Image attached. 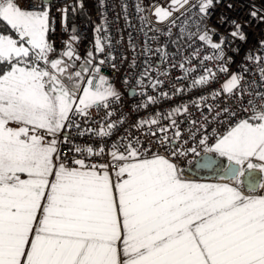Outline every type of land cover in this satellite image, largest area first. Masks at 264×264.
Wrapping results in <instances>:
<instances>
[{
    "label": "snow or ice",
    "instance_id": "snow-or-ice-1",
    "mask_svg": "<svg viewBox=\"0 0 264 264\" xmlns=\"http://www.w3.org/2000/svg\"><path fill=\"white\" fill-rule=\"evenodd\" d=\"M26 2L27 7L25 0H0V264H264V182L256 176L257 169L264 172V103L256 102L264 100V91H248L244 84L250 60L259 62L264 82V55L249 50L238 70L211 91L214 100L234 99L245 114L238 118L227 106L217 111L216 117L223 112L228 120L223 134L209 136L205 131L198 143L179 147L182 131L172 116L188 112L187 105H180L163 117L169 125L158 128L157 144L170 149L168 155L152 153L129 133L107 149V162H93L106 153L103 141L124 123L122 115L97 129L81 130L75 123L78 117H90L93 106L112 116V103L120 95L101 74L107 60L96 61L89 51L77 65L81 57L71 42H63L64 49L53 58L50 9L43 0ZM213 4L199 0L196 7L206 16ZM170 5L191 7L189 0H170ZM137 11H142L139 4ZM155 15L164 21L172 12L155 7ZM232 24L231 40L246 41L242 26ZM70 31L78 42L75 27ZM190 35L214 50L201 58L204 74L193 78L191 87L226 75L233 62L225 51L229 37L214 42L215 32L207 28ZM103 52L97 37L95 53ZM107 59L114 57L109 53ZM208 61L218 65L215 70L206 66ZM179 67L185 77L195 71L183 62ZM246 91L249 98L243 106ZM162 96L168 98L167 93ZM205 99L199 97L200 102ZM148 101L155 103L156 97ZM159 123L152 117L133 127ZM170 128L172 136L167 135ZM71 129H76L74 135ZM89 133L101 141L99 146H78L76 138ZM193 135L190 131L189 138ZM62 146L69 147L68 153ZM198 149H203L202 156ZM211 153L227 158L229 166L221 168ZM189 154L195 160H187L193 171L211 169L235 183L189 178L181 167ZM245 173L247 194L240 181Z\"/></svg>",
    "mask_w": 264,
    "mask_h": 264
},
{
    "label": "built area",
    "instance_id": "built-area-1",
    "mask_svg": "<svg viewBox=\"0 0 264 264\" xmlns=\"http://www.w3.org/2000/svg\"><path fill=\"white\" fill-rule=\"evenodd\" d=\"M79 1L80 11L76 13L74 21L78 42L72 40L67 24V15L73 7L74 0H49L48 2L43 0V6H48L55 17V31L51 32L56 49V52L52 54L53 57H56L64 49L63 42H71L76 53L81 57L76 64L83 63L87 53L95 50L90 23L101 18L106 31L107 44L104 52L103 54L94 53L95 60H107V63L102 65L101 74L115 82L120 99L112 103L113 114L111 117L105 115V110L93 106L90 109V117H78L75 123L81 125V130L97 129L104 123L120 119L121 115L124 123L118 125L113 135L103 141L106 153L102 157L94 158L93 162H107L109 159L107 149L117 141L118 137L128 136L129 133L131 137L139 138L140 143L144 147L150 148L152 153L168 155L170 149L166 150L165 147H160L157 144L160 138L158 128L169 125L170 121L163 117L171 109L180 105H187L188 112L173 115L172 119L177 120L182 131V138L177 142L181 148L198 143L197 138L201 137L205 131L209 136L226 132L228 120L224 113L221 112L218 117L215 115L225 106L237 111L238 118H244L245 114L241 111V105H238L234 99L224 96L214 100L210 93L214 89L221 88L223 82L238 70L249 50L254 54L264 55V47L261 44L264 42V0H218V2L214 0L213 7L206 16H201L198 12L196 5L199 0H192L189 2L191 7L184 6L163 23H156L151 18V12L159 0ZM33 2L40 3V0H33ZM138 4L142 11H137ZM25 6H28L26 0ZM62 10H66V12ZM252 11H255L257 16H251ZM232 21L242 26L246 41L231 40L229 33L234 29ZM205 28L214 30V42H218L222 35L229 37L225 51L227 56L233 57V62L229 64L227 74L219 75L216 82L193 88L191 87L192 79L204 74L200 65L201 58L211 54L214 50L210 49L205 42L199 41L198 36L190 34L202 32ZM236 48L239 49L238 53L230 50ZM109 53L114 57V60L107 59ZM182 62L185 63V67H192L195 71L185 77L183 70L179 67ZM112 63H115V69L111 67ZM258 64L259 62L255 60L247 62L246 66L249 71L245 74L244 84L248 91H264V82L258 74ZM206 66L215 70L218 65L214 61H208ZM157 81H162V83L157 85ZM153 85L156 86L153 87ZM176 89H182V91L177 92ZM162 93H167L168 98L163 97ZM149 96H155L156 102L150 103ZM200 96H206L207 99L200 102ZM248 98L246 91L241 97L243 106H247ZM194 101L199 102L200 106H194ZM256 102L261 104L264 103V100L257 98ZM152 117L159 119V125H144L139 129L133 127L139 120H147ZM205 117H207V121H205ZM193 121L194 123H191ZM201 125L205 127L201 129ZM212 128L216 129L215 133L210 131ZM197 129L201 130L197 131ZM70 131L74 135L76 129ZM173 131L174 129L170 128L167 135L172 136ZM190 131L194 134L191 138H189ZM151 132H156L157 136H152ZM185 140L187 144L183 143ZM75 142L78 146L90 144L99 146L101 143L90 133L84 137H77ZM126 142L121 141V143ZM62 147L63 153H68L69 147ZM198 152L201 156L204 154L203 149H198ZM219 158L218 164L221 168L229 166L230 162L227 158ZM187 160L195 163L189 154L185 162L181 164L186 175L189 178H202L196 171H193ZM253 163L258 162L253 160ZM257 170L262 175L261 181L264 182V172ZM208 174H210V177H206L208 179L231 183V179H222L214 170ZM242 177L243 175L240 177L241 181ZM241 188H243V183Z\"/></svg>",
    "mask_w": 264,
    "mask_h": 264
},
{
    "label": "trees",
    "instance_id": "trees-1",
    "mask_svg": "<svg viewBox=\"0 0 264 264\" xmlns=\"http://www.w3.org/2000/svg\"><path fill=\"white\" fill-rule=\"evenodd\" d=\"M79 11H80V1L79 0H74L73 7L68 12V15H67V24H68L69 32H70L71 36H72V34H71L70 30L74 26L75 15ZM98 27L101 28V31H99V32H97V28ZM90 29H91V33H92V39L94 40V42L96 41L97 37H99V39L101 40L102 46L105 48V46L107 44V37H106V31H105L104 25H103V23L101 21V18H99L95 22H91L90 23ZM48 37H49L50 41H53L51 32L49 33ZM93 53H95V50L93 51ZM197 174L201 175L202 172L198 171Z\"/></svg>",
    "mask_w": 264,
    "mask_h": 264
},
{
    "label": "rangeland",
    "instance_id": "rangeland-1",
    "mask_svg": "<svg viewBox=\"0 0 264 264\" xmlns=\"http://www.w3.org/2000/svg\"><path fill=\"white\" fill-rule=\"evenodd\" d=\"M192 1V0H189V2ZM48 5V4H47ZM48 8V6H46ZM155 7H164L166 9H168L169 11L172 12V15H174L179 9H180V6L177 5L176 7H172L170 5V0H159L158 3L154 6L152 12H151V18L153 21H155L156 23H163L164 21H160L158 20L157 16L155 15ZM65 12V11H64ZM50 18L52 21L55 22V17H54V13L52 11H50ZM54 27H55V23H54ZM49 38V37H48ZM53 58H56L55 56ZM63 59H65L66 61H68L69 63H72V61L68 60L67 57H63ZM78 70V68H77ZM110 82L113 84L114 88L117 90L116 86H115V82L110 80ZM256 161V160H254ZM258 162V161H257ZM241 181V180H240ZM231 183L229 184H234L235 181H230ZM215 183H227V182H222V181H218V182H215ZM243 183V181H241V184ZM244 184V183H243Z\"/></svg>",
    "mask_w": 264,
    "mask_h": 264
},
{
    "label": "water",
    "instance_id": "water-1",
    "mask_svg": "<svg viewBox=\"0 0 264 264\" xmlns=\"http://www.w3.org/2000/svg\"><path fill=\"white\" fill-rule=\"evenodd\" d=\"M45 1H49V0H45ZM211 158H213V159H215V160H217L218 161V163H219V161H220V158L219 157H216L214 154H208ZM237 167H239V166H237ZM200 172H202V174L200 175V176H202V177H210V174H208V173H210L212 170L211 169H200L199 170ZM259 174V171L258 170H256V175H258ZM220 176V175H219ZM221 177V176H220ZM224 179H227V178H224ZM259 181H261V178H259ZM244 182L245 183H248V176H247V173L245 174V176H244Z\"/></svg>",
    "mask_w": 264,
    "mask_h": 264
},
{
    "label": "crops",
    "instance_id": "crops-1",
    "mask_svg": "<svg viewBox=\"0 0 264 264\" xmlns=\"http://www.w3.org/2000/svg\"><path fill=\"white\" fill-rule=\"evenodd\" d=\"M115 86H116V84H115ZM116 88H117V86H116ZM246 174V173H245ZM245 174H244V176H245ZM244 176L242 177V181H243V188H241V190L242 191H245V193L247 194V183H245L244 182ZM257 176V181L258 182H262V181H259V178H262V175L259 173L258 175H256ZM196 180H198V181H201V182H212V183H215V182H218V181H216V180H212V179H208V178H206V177H202V178H197ZM259 191V190H258ZM261 194H264V193H261Z\"/></svg>",
    "mask_w": 264,
    "mask_h": 264
},
{
    "label": "bare ground",
    "instance_id": "bare-ground-1",
    "mask_svg": "<svg viewBox=\"0 0 264 264\" xmlns=\"http://www.w3.org/2000/svg\"><path fill=\"white\" fill-rule=\"evenodd\" d=\"M231 181H233V180H231Z\"/></svg>",
    "mask_w": 264,
    "mask_h": 264
}]
</instances>
